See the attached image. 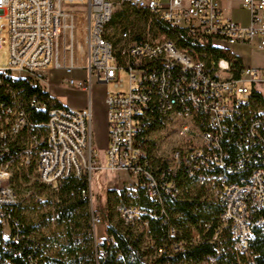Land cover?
Wrapping results in <instances>:
<instances>
[{"label":"built area","instance_id":"obj_1","mask_svg":"<svg viewBox=\"0 0 264 264\" xmlns=\"http://www.w3.org/2000/svg\"><path fill=\"white\" fill-rule=\"evenodd\" d=\"M221 1L87 0L78 6L74 0H0V48L8 49V64L0 67V264H15L9 255L37 264L43 250L36 232L16 216L11 179L18 169L32 168L36 183L53 191L71 176H85V168L124 171L134 179L128 193L140 186L155 201L162 193L178 196L180 172L221 203L220 219L236 252L247 253L253 229L264 233V94L258 87L264 68L242 61L235 76L228 59L208 66L165 37L136 41L127 28L118 44L107 36L116 8L130 3L219 47L264 49V0H239L247 25L225 17ZM49 69L66 72L62 83L83 90L92 78L112 84L104 100L109 136L103 164L91 142L90 107L70 108L52 97ZM74 70L85 71L86 79L72 77ZM157 121L170 122L179 139L168 159L153 154L150 129ZM154 158L169 160L157 175L147 168ZM86 180L81 195L90 199L91 176ZM116 210L129 227L145 213L129 203ZM92 221L100 219L92 214ZM143 227L147 231V221Z\"/></svg>","mask_w":264,"mask_h":264},{"label":"trees","instance_id":"obj_2","mask_svg":"<svg viewBox=\"0 0 264 264\" xmlns=\"http://www.w3.org/2000/svg\"><path fill=\"white\" fill-rule=\"evenodd\" d=\"M131 15L140 16L146 20L151 17L152 26L161 34L174 41L178 47L191 50L208 66L219 58L228 59L235 68V76L238 75L242 60L238 55H233L230 49L215 45L209 36H194L184 27L167 24L156 13L146 8H137L130 3H123L120 9L113 13L110 26H113L115 30L114 24L121 25L123 29L127 28L126 24ZM107 36L112 38L115 44L120 42L115 32ZM131 39L141 41L144 37L141 34H133ZM158 124L160 121L153 122L151 127L158 126ZM168 161L154 158L149 160L147 168L157 175L162 168L168 166ZM176 179L180 190L178 196L172 197L162 193L159 201H155L140 186L134 194L128 193L126 189L119 193L115 190L108 191L117 199L114 204V213L120 220L122 229H115L109 225L105 229L104 240L98 248L97 264H177L180 262L188 264H264V233L261 230L253 229L255 238L248 244L247 253L236 252L230 229L220 219L223 210L221 203L205 196L202 189L182 177L180 172ZM39 186L45 187L44 185ZM191 186L197 190L196 193L181 196L182 188ZM87 188L86 176H71L56 191L60 199L59 203H61L56 210L58 223L73 221L77 206L87 210L88 197L81 195V190ZM106 203L108 218H110L112 207L108 196ZM125 203L136 205L145 211L130 227L122 222L116 210L117 205ZM16 216L27 225V229L34 231L18 210ZM145 221L148 223L147 231L143 227ZM138 225L139 232L136 231ZM85 227L87 232L91 228L90 217L87 213ZM170 227L175 229L174 235L169 233ZM70 232L68 231L69 240L72 239ZM87 236L85 242L90 243L92 238L90 235ZM174 247H179L180 250L174 252ZM42 248L41 260L37 264H48L44 246ZM82 254L80 258L75 257L73 261L75 264H96L93 250L84 251ZM9 257L15 264H27L25 258L14 259L12 255Z\"/></svg>","mask_w":264,"mask_h":264},{"label":"rangeland","instance_id":"obj_3","mask_svg":"<svg viewBox=\"0 0 264 264\" xmlns=\"http://www.w3.org/2000/svg\"><path fill=\"white\" fill-rule=\"evenodd\" d=\"M74 1L78 6H85L87 3V0ZM119 9L120 6L116 8V10ZM226 14L240 23H245L248 18L247 11L243 9H228ZM126 26L127 29L131 31V36L133 34H141L147 39L167 38L152 26L151 17L146 20L143 17L131 15ZM114 28H116V30H109L115 32L116 35L123 29L119 24H114ZM230 48L232 54H237L245 65L264 68V49H257L252 46H240V49L236 52L235 46ZM7 64L8 49L4 46L0 48V67H6ZM67 75L69 74L62 70H48L50 95L70 108L83 109L88 106L90 107L91 142L94 150L99 156V163L103 164L104 150L108 145L109 136L107 107L104 100L106 91L113 89L112 84H101L96 81V79L92 78L90 83L88 81L85 82L86 90H83L82 88L63 84L61 79ZM72 77L78 80H85L86 74L85 71L74 70L72 72ZM123 77L125 79V84H127L126 76L124 75ZM258 87L264 94V85ZM150 131L154 155L163 159H168L172 149L179 143L174 127L170 122H161L158 126L151 128ZM84 175L88 177L91 176L90 199L88 198L87 210H83L80 206H77L73 221L70 223H58L56 210L61 206L58 193L48 187H40L35 181L32 168L14 171L11 184L14 186L19 198L18 211L25 222L34 229L43 244L48 264H75L73 261L76 259V256L80 258L84 251H94L95 245L102 244L105 236V229L108 225L115 229H122L121 222L116 216V213H114V204L117 199L114 194H109L108 191L115 190L116 193L121 192L126 186L133 182L134 179L132 175L124 171H109L100 168L93 169L92 172L85 168ZM29 190L43 197L44 201L37 202L34 195H27L26 193ZM196 191L197 190L193 186L184 187L182 188L181 196L186 194L194 195ZM107 196L110 199V206L112 207L110 218H108ZM86 213L89 214L91 224V228L88 232L85 227ZM92 214L100 219L98 223H93ZM68 231H71L70 233L72 235V239L70 240ZM136 231H140L139 225ZM86 233L92 238L90 243L85 242V237H88ZM177 264L188 263L180 262Z\"/></svg>","mask_w":264,"mask_h":264},{"label":"crops","instance_id":"obj_4","mask_svg":"<svg viewBox=\"0 0 264 264\" xmlns=\"http://www.w3.org/2000/svg\"><path fill=\"white\" fill-rule=\"evenodd\" d=\"M220 6H221V9H222V12L224 14L225 17L227 18H230L229 16H227L226 12L228 11V9H243L245 11H247L246 9L242 8L240 3H239V0H222L220 2ZM225 12V13H224ZM248 13V11H247ZM232 19V18H230ZM233 20V19H232ZM235 21V20H234ZM236 22L240 23L239 21L236 20ZM249 22V14H248V18L246 20L245 23H240L242 25H247ZM240 46H235V51L238 52L237 50H239ZM236 54V53H235Z\"/></svg>","mask_w":264,"mask_h":264}]
</instances>
